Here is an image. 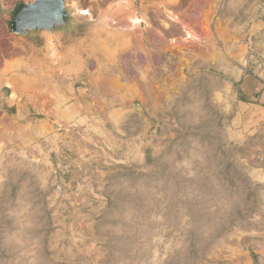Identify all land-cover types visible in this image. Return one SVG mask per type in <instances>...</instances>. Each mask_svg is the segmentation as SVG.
Here are the masks:
<instances>
[{
	"label": "rangeland",
	"instance_id": "374dc122",
	"mask_svg": "<svg viewBox=\"0 0 264 264\" xmlns=\"http://www.w3.org/2000/svg\"><path fill=\"white\" fill-rule=\"evenodd\" d=\"M27 1L0 0V70L20 75L0 88V264H229L264 243V128L229 141L228 80L187 53L214 7L64 0L51 37L11 31ZM234 2L236 23L264 24V0ZM69 49L90 74L59 86L60 108L89 103V123L52 116L42 92Z\"/></svg>",
	"mask_w": 264,
	"mask_h": 264
},
{
	"label": "crops",
	"instance_id": "0c3cea01",
	"mask_svg": "<svg viewBox=\"0 0 264 264\" xmlns=\"http://www.w3.org/2000/svg\"><path fill=\"white\" fill-rule=\"evenodd\" d=\"M202 1L203 4L214 7L216 20L212 32L205 31L203 34L198 33L196 27L192 28L193 34H189L186 38L187 53L194 56V64L199 69L208 65V68L223 72L226 76L227 93L218 92V100L224 104V111L231 113L225 121V134L229 141L244 142L248 135L264 128V24H261V27H255L250 25V21L236 23L234 0ZM34 2L35 0H30L24 3ZM258 6L259 10L255 14V19L263 20L264 4ZM224 8H226V14L220 15ZM37 30L51 37L56 35V28L53 30L38 28ZM25 34L27 32L22 35ZM82 57L77 51L69 49L67 55L61 59L63 63L61 74L42 75V80L49 81L54 88V93L48 92L49 89H44L42 92L52 97L49 102L50 107L48 105L52 116L55 114L54 117L65 121L76 120L80 123H89L92 117L89 103L75 100L70 105L60 108L62 102L67 100V95L59 86L66 81L72 80L74 83V78L79 75L86 74L89 77L90 73ZM209 57L210 60H208ZM15 68V64L2 65L0 88H11L12 83L20 79ZM232 84H235L234 90H232ZM38 129L40 132L43 129H50L49 122L40 123ZM252 175L255 179L264 182V175L259 170ZM236 251L241 259L233 253L232 257L235 261L229 264H264V243L259 244L252 251L243 249Z\"/></svg>",
	"mask_w": 264,
	"mask_h": 264
},
{
	"label": "water",
	"instance_id": "95a60500",
	"mask_svg": "<svg viewBox=\"0 0 264 264\" xmlns=\"http://www.w3.org/2000/svg\"><path fill=\"white\" fill-rule=\"evenodd\" d=\"M64 0H35L34 3L18 5L10 22L12 32L24 34L29 31L50 30L68 22Z\"/></svg>",
	"mask_w": 264,
	"mask_h": 264
}]
</instances>
